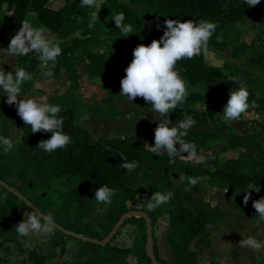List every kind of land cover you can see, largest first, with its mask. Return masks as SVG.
<instances>
[{
  "label": "trees",
  "instance_id": "16d2710c",
  "mask_svg": "<svg viewBox=\"0 0 264 264\" xmlns=\"http://www.w3.org/2000/svg\"><path fill=\"white\" fill-rule=\"evenodd\" d=\"M51 1L0 0V12L4 9L7 19V24L0 26V45L16 51V69L27 67L28 75L24 78L0 70V180L27 197L61 228L99 241L122 215L142 212L151 221L156 264H198L192 244L208 249L207 226L220 224L225 218L223 211L212 209L205 200L208 190L225 192L234 199L239 214L250 219L260 216L264 202V163L258 166L256 159L264 157L261 137L237 135L231 123L248 105H254L255 111L264 116V45L245 42L240 29L258 16L264 18V0L253 6L248 0H105L109 11L104 37L92 26L99 8L94 0H57L49 5ZM16 31L54 39L57 48L50 72L57 76L63 68L67 74L66 90L51 95L47 110L40 115L27 114L9 91L19 95L30 92L43 63L37 44L20 41ZM120 35L126 37L127 55L135 53L166 65L164 74L139 83L135 69H111L106 62L113 51L109 39ZM205 50L219 56L221 66L208 64ZM65 51L68 57L63 55ZM243 60L245 72L240 69ZM83 62L87 77L98 80L109 99L138 95L147 108H169L171 116L193 129H176L163 119L149 121L146 124L154 129L156 140L151 148L135 136L93 138L81 126L82 110L105 118L125 116L112 107L102 110L85 105L76 95L77 66ZM241 77L245 83L235 90ZM172 78L201 90L189 92L178 102V89H168ZM197 106L209 109L199 110ZM138 118H143V113L132 120ZM208 125L211 129L204 128ZM258 126L264 128L263 124ZM12 127L21 128L25 136L21 142H10ZM217 143L244 146L252 154L221 161L210 157L208 167L198 170L194 158ZM71 178L75 184L61 197L46 193L55 181ZM250 188L254 191L247 196ZM0 190L12 204L0 200V249L4 244H14L23 253L19 241L26 237L27 230L20 218L32 214L52 235L46 243L50 251L27 250V260L46 264L53 255L51 250L71 237L41 220L4 188ZM89 193L100 208H106L95 220L96 227L83 222L92 210L86 197ZM139 194L144 195L141 207H130L128 204ZM162 215L168 218L165 240L173 263L159 257L153 235ZM126 224L136 228L127 254L137 264H151L146 251V221L134 216L125 219L104 246L80 241L75 257L87 256L82 264H126L125 258L110 248ZM258 264H264V260Z\"/></svg>",
  "mask_w": 264,
  "mask_h": 264
},
{
  "label": "rangeland",
  "instance_id": "374dc122",
  "mask_svg": "<svg viewBox=\"0 0 264 264\" xmlns=\"http://www.w3.org/2000/svg\"><path fill=\"white\" fill-rule=\"evenodd\" d=\"M57 0H52L49 5H54ZM125 1V0H124ZM262 0H248L249 5L253 6L258 4ZM94 2L99 6L98 10L94 15V22L101 25L104 29V26L107 24L108 19V11L109 7L105 3V0H94ZM4 9L0 12V24L4 23ZM32 17V14H29ZM102 21V23L100 22ZM7 24V19L5 23ZM103 24V25H102ZM97 25V24H96ZM100 26V27H101ZM102 29V28H101ZM241 29V38L247 43H255L258 45H264V18L262 16H258L248 24H245L240 27ZM21 36V35H20ZM23 38V37H21ZM45 39V38H44ZM47 40V39H45ZM21 41V39H20ZM50 41V40H47ZM57 48V44L44 42L38 46V58L43 62L50 59V52L52 53ZM137 59H140L139 63V72L137 73L138 82L143 83L147 78L152 77L157 74H164L165 70L162 72L163 64L157 65L153 63H157L153 60L143 58L138 54H134ZM134 58V61H136ZM204 59L205 61L213 66H221L222 59L219 56L215 55L214 53L205 50L204 51ZM113 62L112 60L108 59L107 64L111 65ZM16 62L12 56H7L0 45V69L6 70L7 73H17L22 77L27 78V67L17 70L15 68ZM240 69L242 72L246 71V61L243 60L240 63ZM245 83V79L241 77L234 86V89L237 90L241 85ZM83 94L86 92H90L89 96L92 97V103H97L95 100L96 95H98V90L96 84L90 83L86 85V82H83ZM45 86V85H43ZM86 86V87H85ZM46 87V86H45ZM169 90L178 89L177 93V101L181 102L186 95L191 92L192 90L198 89L197 87H190L185 81L183 80H170L169 83ZM16 101L18 98H15ZM86 102H88L86 100ZM100 103V102H98ZM127 105L128 108L124 109V113L126 114L128 120L126 121L125 118H122V122L119 125V128L125 132L126 135H137L140 137V141L144 143V145L148 148L155 146V138H154V129L151 126H148L146 123L147 120H155L157 118L168 120L176 129H186L185 126L188 125L184 121L177 119L170 114L169 108H164L162 110L159 109H152L151 111L146 107L145 102L138 96V95H131L129 99L123 102ZM102 110H106L105 108L100 107ZM200 109H209L208 106L200 107ZM88 114H92L91 112L85 110ZM143 111V120L139 121V124L136 128H133L132 123H136L132 120V117L139 114V112ZM147 114V116H146ZM245 117V118H244ZM83 119V118H82ZM256 121L259 122L258 116H256L253 112L249 113L248 115L243 116V118H237L235 120L236 130L234 131L235 134H245L254 132L256 129V125L254 124ZM261 121V120H260ZM257 122V123H258ZM128 123V124H127ZM183 123V124H181ZM93 123L89 120L84 118L81 122V126L88 130L89 126H92ZM247 134V135H248ZM25 136L22 134L21 128H12L10 130V142L11 143H18L21 142ZM246 153L245 148H233L225 145L224 143H217L212 146L210 149L204 151L199 156L194 158V161L197 163V169L201 170L203 168H207L206 161L210 157H216L220 161L232 157V156H241ZM257 164L261 166L264 163V157H257ZM75 184V180L71 179H63L57 180L48 189L46 192L48 195H58L61 197L65 192L69 191L73 185ZM253 191V190H251ZM248 191L247 195H252L253 192ZM264 195V194H263ZM33 196V194H30ZM87 199L91 202V213L89 216L83 219V222H91L95 225V220L99 217V215L106 211V208H100L94 201L92 195L89 193L87 194ZM144 198L143 194L137 195L133 201H131L128 205L133 208H140V201ZM0 200L7 203L9 206H12L11 202L9 201L8 197L4 192L0 190ZM205 200L210 204L212 209H219L224 212L225 218L222 223L218 225H211L207 228V232L210 238V248L205 251V249L198 247L195 244L196 254L198 255V259L202 264H251L257 263L262 258H264V221L261 224H256V222L250 221L247 217H242L238 213L235 205L234 199L230 198L226 195L225 192L221 190H208ZM264 203V202H263ZM26 215V214H25ZM26 216L31 217L33 220L29 222V224L23 222L27 227L32 226H41V228H47L42 224H39L38 220L34 216H30L27 214ZM26 221V220H25ZM167 221L168 218L166 215H162L157 222V225L153 229V235L157 242L158 252L159 247L162 251V254L166 257H171V252L167 248L169 245L165 240V235L167 232ZM134 225L127 224L125 228L133 230ZM48 229V228H47ZM261 230V233H260ZM52 231L49 229L47 235L42 234L40 243L39 241L35 245L28 244L23 247V257H26V251L31 250L33 248H43L46 242H48ZM260 238V240L258 239ZM70 241H76L74 238H64ZM263 239V240H261ZM3 240V235L1 234L0 228V241ZM40 243V244H39ZM167 246V247H166ZM6 247V249H4ZM44 249V248H43ZM21 254L19 249L14 244H4L3 247L0 249V264H29L27 262H18L17 256Z\"/></svg>",
  "mask_w": 264,
  "mask_h": 264
},
{
  "label": "crops",
  "instance_id": "0c3cea01",
  "mask_svg": "<svg viewBox=\"0 0 264 264\" xmlns=\"http://www.w3.org/2000/svg\"><path fill=\"white\" fill-rule=\"evenodd\" d=\"M5 20L6 19L4 18V23H5ZM100 22L102 23V21H100ZM4 23L0 24V26L6 25ZM92 26L95 27V28H98L100 30V33H101L102 37L105 36V27L106 26H104V29H103V27L101 25H99L98 23H95L94 21L92 22ZM15 34L18 35V37L21 39L22 42H30V43L31 42H35L37 44V46H39L40 44H43L44 42H48V43L50 42L51 44L55 42L54 39H52L50 41H47V40L44 39V37L39 36V35L35 34L34 32L16 31ZM21 37H23V38H21ZM109 40L111 41L113 51H112V54L110 56L106 57V62H107L108 59L112 60L113 63L111 65H109L110 68L113 69V70L119 71L122 68L131 67V68L135 69L136 72L138 73L139 70H140L139 69V63H141V62H140V59L136 58V56L134 55L135 53H131L129 55L126 54V52H127L126 37L124 35H120L117 38L109 39ZM3 50H4V52H5V54L7 56H12L15 59V62H16V51L15 50L7 51L5 48H3ZM99 50L100 51H104V48H100ZM55 53H56L55 50L52 53L50 52L49 55L51 57L48 60V62L47 61H43L41 72L36 77V79L33 81L32 90L30 92L26 93L25 95H19V94L15 93L13 90H9L11 95H12L13 101L15 103H17V104H20L23 107V110L29 115H40V114H43L47 110L48 101H49L50 96L53 95L54 93L62 94L66 90V88H67V86L69 84L65 69H63V68L60 69L57 76H53L51 74V72H50V66H51V64H52V62L54 60ZM82 54H85V51H82ZM63 55L65 57H68V52L65 51L63 53ZM134 58H136L137 62L134 61ZM153 64H156V66L157 65H160V66L162 65L161 63H153ZM163 66L164 67L162 69V72L166 68V65L163 64ZM15 68H16V65H15ZM0 70H3V69L1 68ZM3 71L6 72V70H3ZM77 72H78V75H79V89L76 92V95L82 100V102L85 105H92V106L94 105V106L102 107V108H105V109H107L108 107H112V108L117 109L120 112H122L124 114V116H125V120L129 121L127 116H126V114L124 113V109H126L128 107L123 102H125V100L129 99L130 96L128 98H126V99H118V98L109 99L107 97L106 92L100 89L99 81L96 80V79H92L91 80V79H89L87 77L86 69H85V63L84 62L77 66ZM8 74L12 75V74H15V73H12V74L8 73ZM170 80H179V79L172 78ZM180 80H182V79H180ZM183 81H185V80H183ZM83 82H86V85L90 84V83H93V84L95 83L96 84V87H97V90H98V95H96L94 97H95V100H97V103H92L93 102L91 100L92 97L89 96L90 92H88V93L86 92L85 94H83V88H84ZM43 85H45L46 87L43 86ZM192 88H194V87H192ZM197 88L198 89L192 90V91H200L201 90V87H197ZM15 98H18V100L21 99V101H16ZM86 100L88 102H86ZM102 101H104V103ZM98 102H100V103H98ZM200 107H202V106H200ZM148 109L150 111L152 110L151 108H148ZM197 109L200 110L199 106H197ZM255 109H256V107L254 105H248L246 111L240 116V118H243V116L248 115L249 113L253 112L256 116H258V119H259V122L256 121L254 123L256 125V129L257 130H255L253 133L250 132L249 134L248 133L242 134V136H244V135H246V136L260 135L262 144L264 146V128H260V126H258L259 123L264 125V116L259 114V113H257L255 111ZM85 110L86 109L82 110V118H83L82 120H84V118H86V119H89L93 123V125L89 126V128H88V131L90 132V134L92 135L93 138H113V137L123 138L125 136H135L139 141L141 140L140 137H138L135 134L126 135L125 132H123V130H121L119 128V125L122 122L121 121L122 118H117V117L116 118H105V117L97 116L95 114H93V115L92 114H88ZM139 113H143L144 114L143 111H141ZM146 116H147V114H146ZM157 119H160V118H157ZM235 120L231 121V123L233 125V128H234V131L236 130ZM139 121H144V120H143V118H139L136 123L131 122L132 123L131 126L134 125L133 128H136L138 125H141V124H139ZM149 121H152V120H147L146 122H149ZM166 121H168V120H166ZM181 124H183V123H181ZM182 126H185L186 129H193V127L190 124L182 125ZM12 128H19V127H12ZM204 128L211 129V126L208 125V126H206ZM237 135H239V134H237ZM154 138H155V136H154ZM140 142L143 143L142 141H140ZM229 147L245 148L246 149V153L245 154H252V152L248 148H246L244 146H229ZM210 148H207L206 150H208ZM232 157H235V156H232ZM211 190H215V189H211ZM251 190L254 191L253 188H250L248 191H251ZM253 191H251V192H253ZM26 215H24V216H22L20 218V222H21L22 226L27 230L26 237L19 241V244L21 245V249L22 250H23V247L25 245H28V244H31V243L34 245V247H36L35 245L37 244L38 241L40 243L42 242V240H41L42 234L47 235V232L49 230L47 228H41V226L27 227L25 224H23V222L29 224V222L33 223V220L31 219V217L26 216ZM29 215L33 216L32 214H29ZM240 216H242V215H240ZM242 217H247V216H242ZM248 219L250 221H252V222H256V224H261V222L264 221V203H262V206H261V209H260V216L257 219H250V218H248ZM92 225L95 227V225L93 223H92ZM126 225H124L120 229L119 234L116 236L114 241L110 244V248L118 256L124 257L125 260H126V264H137L138 262L136 261V259L134 257H132V256L127 254L128 250L130 249V245H131V243L133 241V238H134V236L136 234V228L134 227V229L131 230V231H130V229L128 230V228H125L123 230V228ZM209 226H211V225H208L207 228ZM260 233H261V230H260ZM258 239L260 240V238H258ZM261 240H263V239H261ZM64 242H65L64 245H62V246H60V247H58V248H56L54 250H51V252H53V255L46 262V264H82V263H84L87 260V256H83L80 259H77L75 257V254H76L78 248L80 247V241H78V240L70 241V240L64 239ZM46 243L43 246L44 249L43 248H41V249L44 250L45 252H48V251H50V249L47 247ZM195 244L196 243L194 242L192 244V247H193V249L196 252ZM167 248L170 250V246H168ZM19 251H20V249H19ZM205 251H207V249H205ZM158 254H159V257L163 261L173 263L172 255H171V257L164 256L162 254V251L160 250V247H159ZM196 259H197L198 264H202V263H200L197 254H196ZM17 260H18V262L21 261V260H24L25 262H27L29 264H33L32 262L27 260V255L24 258L22 253L17 256ZM263 260H264V258H262L257 263L255 262V263H251V264H258V263H260Z\"/></svg>",
  "mask_w": 264,
  "mask_h": 264
},
{
  "label": "water",
  "instance_id": "95a60500",
  "mask_svg": "<svg viewBox=\"0 0 264 264\" xmlns=\"http://www.w3.org/2000/svg\"><path fill=\"white\" fill-rule=\"evenodd\" d=\"M0 187L4 188L6 191H8L9 193H11L15 197H17L21 202H23L26 206H28L37 217H39L41 220L46 222L48 225H50L51 227L59 230L65 236L72 237V238H74V239H76L78 241H81L83 243L87 242V243H92V244L99 245V246H104L111 240V238L113 237V235L115 234V232L118 230V228L124 222L125 219H127V218H129L131 216H134V217H137V218H144L145 221H146V229H147V231H146V235H147V237H146L147 238L146 239L147 240V242H146L147 257L150 260L151 264H156L155 255H154V252H153V249H152V227H151V221H150V218L146 214H144L142 212L131 211V212H128V213L122 215L120 220L111 229L109 234L103 240L99 241V240H96V239L83 237L81 235H78L76 233H73L71 231H67V230L61 228L58 224L54 223L51 219H49L45 215H43L32 204V202L27 199V197L22 195L20 192H18L14 188L8 186L6 183H4L1 180H0Z\"/></svg>",
  "mask_w": 264,
  "mask_h": 264
}]
</instances>
